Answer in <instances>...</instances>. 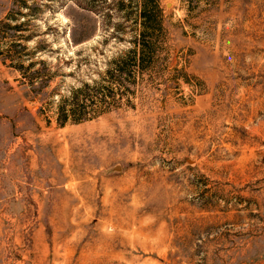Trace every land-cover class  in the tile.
<instances>
[{
  "label": "rangeland",
  "instance_id": "rangeland-1",
  "mask_svg": "<svg viewBox=\"0 0 264 264\" xmlns=\"http://www.w3.org/2000/svg\"><path fill=\"white\" fill-rule=\"evenodd\" d=\"M26 2L52 76L0 56V264H264V0H158L134 106L65 124L57 97L132 45L141 0Z\"/></svg>",
  "mask_w": 264,
  "mask_h": 264
},
{
  "label": "trees",
  "instance_id": "trees-1",
  "mask_svg": "<svg viewBox=\"0 0 264 264\" xmlns=\"http://www.w3.org/2000/svg\"><path fill=\"white\" fill-rule=\"evenodd\" d=\"M40 9L37 3L13 0L5 16L0 19L2 60L9 59V65L19 71L23 81H28L37 89H41L52 76L45 69V59L35 54V51H42L45 45H35L30 50L24 41L36 35L33 29H27L26 23L40 14ZM160 11L158 0H141L137 14L140 27L132 39V45L109 61L100 79L72 86L68 93L57 97L55 120L58 124L80 122L123 104L134 106L132 96L135 95L137 74L154 63ZM25 30H29L28 33H24ZM38 63L42 66L35 67Z\"/></svg>",
  "mask_w": 264,
  "mask_h": 264
}]
</instances>
